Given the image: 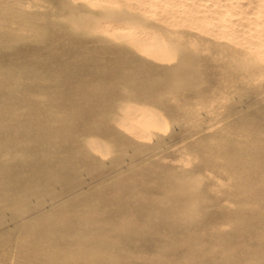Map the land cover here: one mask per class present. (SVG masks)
I'll list each match as a JSON object with an SVG mask.
<instances>
[{
  "label": "bare ground",
  "instance_id": "6f19581e",
  "mask_svg": "<svg viewBox=\"0 0 264 264\" xmlns=\"http://www.w3.org/2000/svg\"><path fill=\"white\" fill-rule=\"evenodd\" d=\"M7 4L11 13L22 10L23 14L4 16ZM7 21L53 29L45 48L30 49L36 59L28 65L31 72L46 68L59 76L62 86L39 95L32 81L26 91L8 92V82L0 80L4 87H0V144L17 146L24 156L12 163L0 161V203L10 193L44 195L56 201V184L66 196L80 193L84 187L77 164H85L99 181H106L110 170L102 162L120 152L125 139L148 134L137 121L150 116L151 111L139 103H154L162 109V116L156 120V126L162 128L168 123L169 112L163 108L166 105L160 95L171 88H192L206 79V71L221 76L222 89L237 83L264 89L260 82L264 74V0H0V30ZM82 30L93 35L84 39ZM27 53L21 51L20 55ZM41 55L47 59H39ZM112 80L118 82L112 95L124 88L128 92L125 96L135 100L124 116L123 123L132 124L126 129L116 127L111 120H97L101 113L97 107L107 100L102 97L100 101L96 94L104 81ZM125 96L122 98L126 100ZM99 139L105 144L102 151H96ZM66 152L73 156H66ZM216 153L221 162L228 154ZM120 162L118 157L117 166ZM225 168L228 180L216 183L218 188L202 187V178L190 171L181 172V177L156 178L137 171L134 176L116 179L76 198L71 212L79 215L85 206L94 212L90 211L81 224L74 225L68 219L60 221L58 228L45 219L36 228L34 244L46 250L39 257L41 264H74L69 239L74 234L86 240L87 231L95 230L102 235L100 244H106L105 235L120 229L118 224L122 223L106 217L116 211L132 214L136 198L142 199L144 211L151 217H142L139 222L131 219L121 226L132 223L141 234H155L170 225V230H178L180 235L170 240V253L187 245L190 256L182 263L170 258L168 264H201L209 254L201 253L197 229L191 231L194 227L190 225L208 212L206 195L211 193L221 208L220 221L236 227L229 241L219 243L222 252L235 264L259 260L264 264V244L259 247L244 237L254 230L256 220L264 219V186L255 184L256 170L250 166L243 167L242 175L232 163ZM99 201L108 212L98 211ZM215 220L213 230L223 234V225ZM259 232L264 234V225ZM252 255L259 258L253 261ZM84 259L92 264H110V257L100 260L87 255ZM208 259L215 264L214 259ZM111 263L116 264V260ZM0 264H8V249H0Z\"/></svg>",
  "mask_w": 264,
  "mask_h": 264
},
{
  "label": "rangeland",
  "instance_id": "374dc122",
  "mask_svg": "<svg viewBox=\"0 0 264 264\" xmlns=\"http://www.w3.org/2000/svg\"><path fill=\"white\" fill-rule=\"evenodd\" d=\"M4 8L2 12L4 16L23 14L22 10L11 13L8 10V4ZM1 25L3 27L1 26L0 30V80L4 83L8 82V92L26 91L30 81H32L30 83H32L33 89L39 95L46 93L48 89L60 88L62 85L59 76H55L46 68H36L35 72H31L30 68L32 67L28 65L31 59H36L30 49H33V46L45 48L49 44L47 35L53 29H50L51 27L44 29L38 26V23L24 25L22 21L14 23L7 21ZM80 35L84 39H89L88 37H91L93 32L82 30ZM25 50L29 53L21 57V51ZM38 58L47 59L42 55ZM205 73L206 79L200 80L192 88H171L160 95L166 105L163 108L169 112L168 123L162 128L156 126L158 116H162L160 111L162 109L154 103H139L151 111L150 116L137 121L148 130V134L126 137V143L121 146V151L108 156L102 162L103 167L110 170L106 181H99L98 177L93 176L87 170L85 164H77L80 170L79 177L84 187L78 194L73 196L62 194L59 184L53 186V192L58 194V199L53 202L49 196L45 197L44 195L22 197L13 193L8 194V198L0 203V249H8V264H41L42 259L39 257L46 250L43 247L37 249L34 244L37 240L36 230L45 219L51 220V223L54 226L57 225V228L60 227V221L68 219L74 225L81 224L89 218L90 211H94L93 208H89V210L85 206L81 208L79 215L71 212L74 210L76 198L116 179L134 176L137 171L150 173L154 178L164 175L181 177V172L190 171L202 178V187L208 189L218 188L220 186L216 183L224 184L228 180V176L224 172L225 166L227 163H232L241 175L245 172L244 166H250L256 170L255 184L263 187L264 89L261 88L258 91L254 84L245 85L244 83H237L222 89L223 82L220 81V75L210 74L207 71ZM260 82L264 85V74L261 75ZM25 83L26 85H24ZM100 89L96 98L103 97V101L107 100V102L98 105L97 109L101 113L97 120H111L116 127L121 129L131 127V123H123L128 109L135 103L134 99L130 101L129 97L125 96L128 93L127 90L121 88L118 90V95H112L118 89L116 80L104 81ZM123 95L126 100L122 98ZM81 137L83 138L85 135ZM67 142L69 140L65 141V143ZM99 143L96 151L104 150V142L99 139ZM219 150L221 153H228L222 162L215 158L216 152ZM65 154L69 157L73 156L71 152ZM23 157V153L17 146L9 143L8 145L0 144V161L12 163ZM118 157L121 158V162L117 166L116 159ZM227 168L229 167L227 166ZM219 194L222 197L225 196L223 191ZM206 196L208 212L201 217L198 223L190 225L194 227L191 231L197 229L198 234L196 235L200 240L201 253L208 251L207 255L209 254L201 260V264H213L209 262V257L214 259L215 264H235L222 252L219 243L229 241L232 238L231 234L236 231V227L229 221H220L223 218H220L218 213L221 208L217 199L212 193ZM143 205L142 199L136 198L132 203V214L116 211L112 213L113 216L106 217L113 221L117 220V223L122 222L118 224L120 229L111 230V234L105 235V238L108 239L106 244H100L102 235L95 230L87 231L86 240L81 239V235H72L69 239L73 243L75 259L73 263L92 264L93 261L82 260L87 255L100 260L110 257V264L113 260H116V264H168L170 258L181 263L184 262L190 256L187 245L181 247L177 252L170 253V240L180 237L178 230H170V225L161 227L155 234L152 232L141 234L135 229L134 225L136 224L132 223L129 227L121 226L123 222H129L131 219L139 222L142 217H149L150 215L145 213ZM96 206L99 212L102 213L104 210L108 212V209L100 205V201ZM81 215L84 217H78ZM19 217H26V219L19 221ZM250 218L248 217V220ZM214 220L220 221L223 225V234L213 230ZM256 221L257 225H253L254 230H250V233L244 237L260 247L264 244V234L259 232L264 225V219ZM59 241L60 238H58ZM107 243L109 244L107 245ZM189 249L191 248L189 247ZM251 257L253 261L259 258L256 255ZM77 259L82 261L77 262ZM259 261L255 264L262 262Z\"/></svg>",
  "mask_w": 264,
  "mask_h": 264
}]
</instances>
